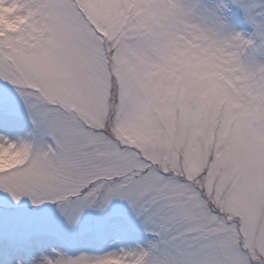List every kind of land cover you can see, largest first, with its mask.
Segmentation results:
<instances>
[{
	"label": "snow or ice",
	"instance_id": "snow-or-ice-1",
	"mask_svg": "<svg viewBox=\"0 0 264 264\" xmlns=\"http://www.w3.org/2000/svg\"><path fill=\"white\" fill-rule=\"evenodd\" d=\"M0 264H264V0H0Z\"/></svg>",
	"mask_w": 264,
	"mask_h": 264
}]
</instances>
